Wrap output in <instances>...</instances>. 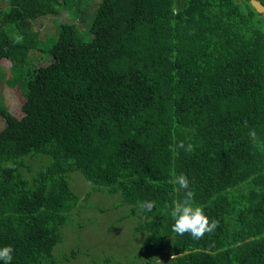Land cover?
Returning a JSON list of instances; mask_svg holds the SVG:
<instances>
[{
  "label": "trees",
  "instance_id": "1",
  "mask_svg": "<svg viewBox=\"0 0 264 264\" xmlns=\"http://www.w3.org/2000/svg\"><path fill=\"white\" fill-rule=\"evenodd\" d=\"M1 59L22 97L19 115L0 100L11 264L79 256L91 190L81 202L74 170L106 208L127 209L112 221L130 216L148 251L111 264H264V14L248 0H0ZM180 173L219 222L201 239L172 231Z\"/></svg>",
  "mask_w": 264,
  "mask_h": 264
},
{
  "label": "rangeland",
  "instance_id": "2",
  "mask_svg": "<svg viewBox=\"0 0 264 264\" xmlns=\"http://www.w3.org/2000/svg\"><path fill=\"white\" fill-rule=\"evenodd\" d=\"M3 4V3H1ZM56 18V15L53 16ZM52 16H47L40 19L42 22L38 26L39 32H44L45 36L48 37L54 30L52 23ZM37 50H33V56L37 53ZM11 64L7 60H0V74L3 75L2 81H0V100L5 105H7L10 110L15 114H20V103L22 101L21 93L17 85L8 84L7 78L10 74ZM3 124L2 116L0 115V127ZM70 178V183L80 195L81 202L82 198H86L90 202V206H85L83 203L80 209L77 210L80 215L83 216L85 225L79 231L81 233V238L79 239V248L81 253L78 262L77 258L75 260L69 261V264H111L114 260H136L138 262L142 261L141 257L147 254V250L144 248L140 239L137 236L131 234V217H121V219L115 222L112 219L118 217V214L125 213L127 209L122 207L117 208H106L110 202L108 197L97 190L91 189V184L86 182L81 176L78 175L77 171H71L68 175ZM70 185V186H71ZM103 196L107 199L105 203L104 199L101 202L93 203L98 201ZM98 204V205H97ZM103 207V208H102ZM64 234L65 240L62 242L61 246L64 248L69 243L68 239L72 236L69 233V229L66 228L62 232ZM71 240V243H74ZM81 256V258H80ZM158 260V259H157ZM66 262H61L59 264H65Z\"/></svg>",
  "mask_w": 264,
  "mask_h": 264
},
{
  "label": "clouds",
  "instance_id": "3",
  "mask_svg": "<svg viewBox=\"0 0 264 264\" xmlns=\"http://www.w3.org/2000/svg\"><path fill=\"white\" fill-rule=\"evenodd\" d=\"M249 137L253 142L257 140V133L254 128L249 131ZM177 148L183 149L185 153H191L195 150L193 144L185 145L182 141L177 144ZM173 183L176 185V191L183 192L184 198L172 202L170 212L174 221L172 231L181 236L188 233L193 239H201L206 233L214 232L219 222L214 219L210 220L205 214L203 206L195 205L194 192L190 190L188 177L184 173H180L175 175ZM141 207L145 211L151 212L155 208V202L143 201ZM13 251L11 245L0 247V261L3 264H11Z\"/></svg>",
  "mask_w": 264,
  "mask_h": 264
},
{
  "label": "water",
  "instance_id": "4",
  "mask_svg": "<svg viewBox=\"0 0 264 264\" xmlns=\"http://www.w3.org/2000/svg\"><path fill=\"white\" fill-rule=\"evenodd\" d=\"M248 1L256 12L264 14V4L260 0H248Z\"/></svg>",
  "mask_w": 264,
  "mask_h": 264
}]
</instances>
